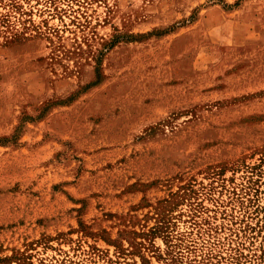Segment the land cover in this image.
I'll return each instance as SVG.
<instances>
[{
	"label": "rangeland",
	"instance_id": "374dc122",
	"mask_svg": "<svg viewBox=\"0 0 264 264\" xmlns=\"http://www.w3.org/2000/svg\"><path fill=\"white\" fill-rule=\"evenodd\" d=\"M0 264H264V0H0Z\"/></svg>",
	"mask_w": 264,
	"mask_h": 264
}]
</instances>
